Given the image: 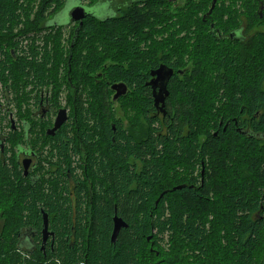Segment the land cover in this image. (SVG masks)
Listing matches in <instances>:
<instances>
[{"label":"trees","instance_id":"16d2710c","mask_svg":"<svg viewBox=\"0 0 264 264\" xmlns=\"http://www.w3.org/2000/svg\"><path fill=\"white\" fill-rule=\"evenodd\" d=\"M65 2L0 0V37L9 43L11 37L4 34L12 33L22 16L28 21L33 9H36L35 23L30 28L36 29L35 34L54 29L55 22L43 20V15L53 6L54 15ZM153 2L149 14L140 10L128 22L115 17L84 19L81 30L74 40L71 38L69 67L68 59L60 52L57 33L49 51L47 47H32L29 43L32 34L25 33L29 49L20 48L22 41L14 43V48L17 46L25 54L16 62L0 40V81L18 79L19 83L24 79L41 83L47 71L51 70L54 76L60 68L89 73V66L80 65L81 52L74 54V50L84 44L85 38L90 44L92 39H98L102 52L93 49L86 55L94 68L98 55L105 59L108 53L105 48L110 44L111 54L107 58L112 55L113 62L104 68L106 78L100 82L108 93L95 91L94 98L99 99L96 102L110 104V86L122 81L128 87V95L136 96L143 105L141 112L151 126L149 130L139 127L136 132L135 128L122 131L120 123L105 107L96 109L104 115L103 135L108 146L106 153L98 149L97 155L92 153L89 157L94 187L88 222L78 220L71 224L69 209L64 207L67 197L63 180L58 197L46 196L42 187L26 189L13 205L11 227L16 232V226L24 223L25 211L32 217L26 218L28 225H39L33 215L44 204L56 217L50 222L57 238L55 258L44 259L41 253L25 257L14 247L10 253L0 255V264H155L162 257L158 264H208V261L221 264V255L231 259L228 264H264V254L256 253L264 241V0H235V6L249 11L245 15L222 14L223 9L232 7L229 0H218L211 14H206L212 1L207 7V1L203 6L200 0L199 12L204 14L205 21L197 14L194 0H186L187 12L182 7L177 14L170 11L166 0ZM243 23L252 35L246 39L238 34L231 40V33L240 32ZM147 24H152L155 36L148 47L149 54L145 55L137 46L149 31L141 30ZM186 25L199 29L183 32ZM186 39L193 43L184 44ZM143 42L146 44L147 40ZM184 55L190 62V70L183 82L175 75L168 78L166 91L170 96L164 110L167 112L163 117L157 116L145 85L148 73L151 67L156 69L159 65L174 68ZM83 64H87L86 60ZM187 79L189 82L185 84ZM217 98L225 99L226 112L216 105ZM149 114H154V120ZM245 116L249 121H245ZM89 119L96 126L101 123L95 117ZM220 120L223 124L228 122L224 131L223 125L218 126ZM130 122L132 127L136 126V119ZM110 123L115 124V132ZM199 135L204 138L203 145L199 144ZM59 147L61 154L70 149L64 144ZM199 150L204 152L201 157L208 159L203 183L197 185L194 179L180 181L179 170H184L191 160L194 167L198 165ZM8 172L0 166V180L10 187H15L17 181L21 188L19 176ZM179 186L182 188L173 190ZM77 189L84 193L81 187ZM78 211L82 212L80 207ZM115 215L127 227L119 231L112 243ZM68 236L74 239V253L67 248ZM221 242L231 249L222 253ZM6 244L3 242L2 247ZM162 244L169 247L168 252L160 249ZM182 254L185 258L176 263Z\"/></svg>","mask_w":264,"mask_h":264},{"label":"flooded vegetation","instance_id":"af4514ba","mask_svg":"<svg viewBox=\"0 0 264 264\" xmlns=\"http://www.w3.org/2000/svg\"><path fill=\"white\" fill-rule=\"evenodd\" d=\"M199 1L200 0H196V11L199 16H202V21H205L204 14L199 12V10H202V3H199ZM168 2L175 6L177 2L178 4L184 5L186 0H169ZM216 2H218V0H216ZM234 3L235 0H229V4L232 7L223 9L221 13L228 15L248 14V10L241 7V5L235 6ZM153 6V0H88L87 3L78 0V5L69 12V23L67 25H59L55 22L56 26L54 25V29L71 27L70 29L73 32L72 37L74 40L77 32L83 27L82 20L79 22L71 21V14L76 8L84 9L87 14L85 19L89 16L101 17L97 16V14H102L104 11H107V16H105V18L115 17L119 21L128 22L132 20L134 14H137L141 9L151 10L154 8ZM63 7L64 5L62 8L58 9L52 17L61 12ZM259 7H262L261 3H259ZM53 8L54 6L51 8L50 12ZM209 10L210 9H208V12ZM239 28V37L243 36V38L248 39L250 37L248 33L251 32V30L247 29L244 23L241 24ZM146 29L149 30L148 33L142 36L145 41L147 40L146 44L143 40L137 46L141 47L142 50L149 49L148 47L154 42L152 38L155 36V32L152 28V24L145 25L141 30L144 31ZM198 29V26L191 27L190 25H186L185 28H183V32ZM73 40L72 42L70 41L69 52L72 50ZM187 42L193 43L192 40H184V44H187ZM21 57L22 56H18V54L12 51L13 62H16ZM70 60L71 56H68V67L70 66ZM177 65L178 66L174 68L171 66L168 68L164 65H159L156 69L151 67L148 73L145 85L147 89H149V93L152 97V109L156 112L157 116L163 117V115L166 114L167 111L165 112L164 110L167 108L166 102L169 98V94H167L166 97L164 96L163 103H159L158 105L155 104V96L158 93L160 83H155V76H152V73L160 67H165L167 70L171 71V76L175 75L178 80L182 81L187 71L190 70V62L184 55ZM50 66L51 65H49V67ZM69 72L70 71H67L66 74L69 75ZM56 74L59 77L60 72ZM142 76L145 78V74H142ZM116 84L123 85V87L119 89L120 94L118 98L113 100L114 93L112 92L111 103L100 105L98 109L102 110L103 107H105L110 116L113 114L115 121L120 123L122 131L130 132L135 128L136 132L139 127L143 130H149L151 126L147 122L145 115L141 112L143 105L139 102V99L136 96L132 97L128 95V87L124 82L121 81ZM185 84H187V82H185ZM13 93L14 89L12 91L6 89L2 96L4 104L0 105V114L2 113V118L0 120V166L19 176V180H21V185L23 187L21 186L20 188V183L17 181L15 187H10L0 180V255L4 254V252L10 253V249L15 247V250L25 257H27V255L41 253L44 259L51 256L53 259L55 258L53 255L56 254L55 240L57 238L55 232L50 227V222L56 220L55 214L46 210L44 204H40L33 215L36 223L39 222V225H28V220H26V218L32 217L29 215L28 211H25L23 215L25 217L24 223H22L23 225L19 224L16 226V232H14L13 227H11L13 223V215H11L12 210H14L13 205L24 196L26 189L30 190L35 187L44 188V194L46 196L52 195L58 197L59 185L63 180L65 182L67 197V205H64V207H68L69 209L71 224H76L78 220L84 223L88 222L87 212L92 205L94 187L90 178L89 157L92 153L95 154L98 149L101 151L103 150V153L107 152L108 144L105 140L106 137L104 138L103 135L105 131L103 125L104 115L102 112L93 115L86 109H82V104L76 103L72 106L53 107L49 103L48 97L45 98L41 94L40 97L33 102L29 117L22 118L19 121L12 107L14 104V100L12 99ZM224 101L225 99L219 100L217 98L216 105L220 106V111L226 112L227 106ZM124 110L134 111V117L132 119L128 116L125 117ZM61 111L64 112L65 120L59 128L53 131L58 114ZM113 111H115V113H112ZM148 116L152 119L154 118V114H149ZM89 117H95L98 120L97 123H101L96 126V122L92 119L88 120ZM133 119L137 121L134 127H132L130 122ZM220 119H222V117ZM244 119L245 121H249L246 116ZM109 125L112 132H115V124L110 123ZM220 125H223L222 130L224 131L228 122L223 124L220 120L218 126ZM52 131L53 133H51ZM64 132L66 136H64ZM136 135L138 136V134ZM213 135L215 136V133H213ZM111 140L113 139L111 138ZM98 143H100V145H97ZM63 144L68 145L70 148L65 154H61L60 152L59 146ZM199 144L203 145L204 141L202 142L200 140ZM111 145L113 146V144ZM202 147L203 146H200L201 150L203 149ZM199 152V184H202L205 170L208 165L205 164L207 156H205L204 159L201 157L204 152L200 150ZM78 187H81L84 193H82L80 189L79 193ZM78 207H80L82 212L78 211ZM65 240H68L67 248L74 253L76 248L73 246V237L68 236ZM3 242H7L5 247H2ZM2 248L6 249L3 250Z\"/></svg>","mask_w":264,"mask_h":264},{"label":"rangeland","instance_id":"374dc122","mask_svg":"<svg viewBox=\"0 0 264 264\" xmlns=\"http://www.w3.org/2000/svg\"><path fill=\"white\" fill-rule=\"evenodd\" d=\"M82 1L84 3L88 2V0H82ZM168 1L169 0H166V4L168 7L171 8L170 10L171 12L173 10L174 12L176 11L175 14H177L182 7L184 8L183 12L184 13L187 12L188 9H186L184 5L178 4L177 2V4L173 6V4L169 3ZM206 1L208 4L207 7H209L212 0H203V6L204 4L206 5ZM194 2L196 4V0H194ZM77 5H78V0L66 1L61 12H59L57 15L52 17V13L47 11L43 15V20H46V21L49 20L48 22H56L59 25H67L69 23V12ZM141 11L147 12V14H149V11L146 9H141ZM106 12L107 11H104L102 14H97V16H101L103 18L107 16ZM35 13H36V9H33V11L29 13L28 21L24 18V16H22L20 18L19 24L17 25L15 24L16 26H13L12 33L4 34V35H8L9 37H11V40L9 41V43H8V39L6 40L5 38L0 37L3 49H5L8 53L14 51L16 54H18V56L24 57L25 54L24 53L22 54L17 46L16 48H14V43H17V42L19 43L20 41H22V44H19L20 48L25 47L28 50L29 46H27V44L31 43L32 47L34 48L47 47L49 51L53 47V43L55 39V37L53 36H56L55 33H57L59 36L60 52L63 53V56L66 59H68V56H70L69 55L70 41L73 35V32L71 31V29L70 28L51 29L49 31H42L40 32L41 34H35V32H37L36 29L34 27L30 28V26H34L32 24L35 23L34 22ZM196 23L198 22L196 21ZM25 33H30L29 35L32 34V37L29 43H27L28 39L24 37ZM33 34L35 36L37 35L38 37L35 39ZM16 35H19L17 36L19 38H17ZM95 35L98 37L99 35L98 32H95ZM248 35L251 36L252 32H249ZM45 41H46V46L44 45ZM87 43H89V41H87L85 38L84 44L86 45ZM104 43H106V41ZM84 44L83 45L80 44V46L74 50V54L75 53L80 54L81 52L82 56H81L80 65L82 67L84 65V68L85 66H89L90 67L89 73H85L82 70H75L74 68H73V71H71V68H69L71 72H69V75H67L66 71L60 68L59 77L55 72H54L55 75L53 76L50 70L46 72L47 74H45V78L42 80L41 83H33L32 81L27 82L25 81V79L21 81L20 83L18 79H15V81L11 79L0 81V105L4 104V100L2 99V96L5 90L8 89L9 91H12L14 89L13 98H12L14 100V104L12 105V107H13V110L15 111V116L19 119V121L22 118L29 117V113L31 111V106L33 102L35 101V99H38L41 94L45 98L48 97L49 103L53 107H63V106H68V105L72 106L74 103L82 104L83 105L82 109L84 110L86 109L87 111L91 112V114L95 115L97 111L99 110L98 107L100 106V104H97L99 99L96 100L94 98L95 91H101V93H104V94L108 93L106 88H104L103 85H100V82L102 81L103 83L104 79L106 78L105 74L103 73L104 68H106L109 65H112L110 63L113 61L111 60L110 57L113 58V56L109 55L110 57L107 58V55L111 54L110 52L112 48L109 46L110 45L109 44L107 48H105L106 52L108 50V53H106L107 55H105V59L103 55H98L97 61L95 63V67L92 68L91 64H89L87 60V56H89V54L87 55V53L92 52L93 49L96 50L97 53L102 52L103 50L101 46L102 43L98 39H92L91 44L90 43L88 44L90 48L87 47V45L84 46ZM148 51L149 49H145L143 50V53L147 55L149 54ZM84 60H86L87 64H83ZM186 82H189V79H187ZM111 98H112V95H110L109 101L111 100ZM112 113H115V111H113ZM124 116L125 117L128 116L129 118L132 119L134 117V111L124 110ZM112 117H114L113 114H112ZM196 133L199 134V125L197 126ZM199 136L201 137L199 138ZM199 136H198L199 141L201 140L203 142L204 138L202 137V135H199ZM97 145H100V143ZM198 159L199 158H197V160ZM206 161H208V159H206ZM194 164L195 162L194 161L192 162L191 160V162H188L186 164L184 170L183 169L179 170L178 175H179L180 181L194 179V180H197L196 181L197 185L199 184V162H198V165H196L195 167H194ZM171 173L172 172H170V174ZM170 176H169V179H170ZM209 219L211 220V218ZM159 247L164 252H168L169 250V247H167V245L164 246V244H162ZM150 249L153 250V248H150ZM227 249H231V247L226 246L221 242V252L223 253ZM256 253L258 255L264 254V241H263V245L260 246V248L256 250ZM184 258H185L184 254H182V256L176 260V263H178L179 260L184 259ZM219 258H222L220 260L221 264H228L230 263V261L228 260H231L227 256H223V255H221ZM162 259L163 257L159 258V261L155 264H158L160 261H162ZM209 263L210 262L208 261V264Z\"/></svg>","mask_w":264,"mask_h":264},{"label":"water","instance_id":"95a60500","mask_svg":"<svg viewBox=\"0 0 264 264\" xmlns=\"http://www.w3.org/2000/svg\"><path fill=\"white\" fill-rule=\"evenodd\" d=\"M215 3H216V0H212L210 10L207 14H210L211 10L215 6ZM86 16H87V14L83 8H76L73 11V13L71 14V21L78 22V21L85 19ZM50 24H54V23H50ZM238 34H239V32L231 33V35H230L231 40L236 39ZM152 76H155V83H158V82L160 83L158 93L155 96V104L158 105L159 103H163L164 96L166 97L168 94L166 91V85L168 82V78L171 76V71L167 70L165 67H160L159 69H157L156 71H154L152 73ZM122 87H123V85H120V84H115V85L111 86V90L114 92L113 100H116L118 98V96L120 94L119 89ZM64 120H65L64 112L61 111L58 114L57 121H56V124L54 126L53 131L56 130L57 128H59V126L64 122ZM53 131L51 133H53ZM181 188L182 187L179 186V187H175L173 190H179ZM112 223H113V229L111 232L110 240L112 243H114L117 236H118L119 231L122 228H126L127 225L123 222V220L121 218L117 217L116 215L113 217ZM147 241H150V237L147 239Z\"/></svg>","mask_w":264,"mask_h":264},{"label":"bare ground","instance_id":"6f19581e","mask_svg":"<svg viewBox=\"0 0 264 264\" xmlns=\"http://www.w3.org/2000/svg\"><path fill=\"white\" fill-rule=\"evenodd\" d=\"M83 20H84V19H83ZM83 20H82V21H83ZM96 21H97V20H96ZM78 22H79V21H78ZM188 23H189V22H188ZM79 24H80V23H79ZM70 28H71V27H70ZM27 39H28V38H27ZM28 48H29V47H28ZM50 49H51V48H50ZM110 87H111V86H110ZM112 92H113V91H112ZM113 93H114V92H113ZM114 102H115V101H114ZM46 236H47V235H46ZM45 239H46V238H45Z\"/></svg>","mask_w":264,"mask_h":264}]
</instances>
